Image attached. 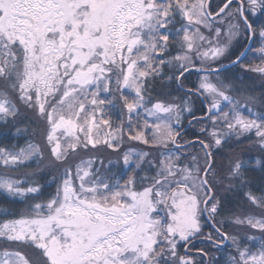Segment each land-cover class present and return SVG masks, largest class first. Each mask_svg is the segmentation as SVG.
Instances as JSON below:
<instances>
[{
  "label": "snow or ice",
  "instance_id": "6c2138e0",
  "mask_svg": "<svg viewBox=\"0 0 264 264\" xmlns=\"http://www.w3.org/2000/svg\"><path fill=\"white\" fill-rule=\"evenodd\" d=\"M0 264H264V0H0Z\"/></svg>",
  "mask_w": 264,
  "mask_h": 264
},
{
  "label": "trees",
  "instance_id": "16d2710c",
  "mask_svg": "<svg viewBox=\"0 0 264 264\" xmlns=\"http://www.w3.org/2000/svg\"><path fill=\"white\" fill-rule=\"evenodd\" d=\"M191 79H192V80H195L196 77L193 75V76L191 77ZM197 107H199V102H197ZM196 115H200V113L197 112ZM189 118H190V117H188L187 119H185V121H184L185 124H187ZM187 138H188V139H192V130H189V132L187 133Z\"/></svg>",
  "mask_w": 264,
  "mask_h": 264
},
{
  "label": "rangeland",
  "instance_id": "374dc122",
  "mask_svg": "<svg viewBox=\"0 0 264 264\" xmlns=\"http://www.w3.org/2000/svg\"><path fill=\"white\" fill-rule=\"evenodd\" d=\"M189 119H191V117H190ZM187 123H188V122H187ZM185 125H187V124H185Z\"/></svg>",
  "mask_w": 264,
  "mask_h": 264
}]
</instances>
